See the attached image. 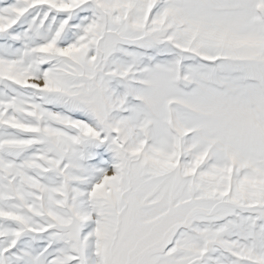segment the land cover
Listing matches in <instances>:
<instances>
[{
  "label": "snow or ice",
  "instance_id": "6c2138e0",
  "mask_svg": "<svg viewBox=\"0 0 264 264\" xmlns=\"http://www.w3.org/2000/svg\"><path fill=\"white\" fill-rule=\"evenodd\" d=\"M0 264H264V0H0Z\"/></svg>",
  "mask_w": 264,
  "mask_h": 264
}]
</instances>
